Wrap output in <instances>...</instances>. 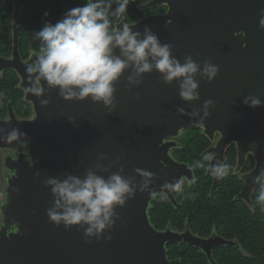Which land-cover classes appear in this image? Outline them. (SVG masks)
<instances>
[{"label": "water", "instance_id": "water-1", "mask_svg": "<svg viewBox=\"0 0 264 264\" xmlns=\"http://www.w3.org/2000/svg\"><path fill=\"white\" fill-rule=\"evenodd\" d=\"M156 4L166 6V14L143 20L132 30L143 36L148 26L162 44L172 45V55L181 63L186 55L201 64L210 59L219 67L218 76L209 84L197 75L200 98L186 102L179 96L178 82L165 84L155 70L129 89V69L116 85L117 104L111 111L90 98L64 101L58 90H48L46 85L43 98L50 100L46 107L24 93L25 102L32 106L31 119L18 120L10 109L8 120H0L6 132L15 126L28 137L26 147L14 145L20 153L16 161L3 160L9 177L0 200V264H174L167 258L166 244L183 239L188 245L198 243L151 226L152 198L139 191L143 178L135 169L153 173L149 189L157 193L165 181L192 180V171L168 154L173 146L168 140L188 129L200 130L210 142L218 136L215 146L203 155L216 153L224 163L227 148L235 145L238 168L248 155L253 157L255 166L242 178L245 187L239 195L248 201L257 185L254 180L264 169V106L253 110L243 104L249 95L264 101V31L259 28L264 0H157ZM14 34L12 59L0 58V64L17 73L24 89L25 67L35 57L25 64L20 61ZM115 54L119 55L118 49ZM209 99L214 106L204 118V102ZM194 111L199 115L192 116ZM199 119H204V127L192 126ZM6 150V145H0V151ZM24 150L30 162L24 160ZM89 169L105 179L119 173L136 186L135 197L116 209L120 219L105 233L111 240L86 243L83 229L57 228L46 214L53 196L45 180L69 175L83 179ZM213 179L216 189L219 180ZM167 199L175 204L172 193Z\"/></svg>", "mask_w": 264, "mask_h": 264}, {"label": "clouds", "instance_id": "clouds-1", "mask_svg": "<svg viewBox=\"0 0 264 264\" xmlns=\"http://www.w3.org/2000/svg\"><path fill=\"white\" fill-rule=\"evenodd\" d=\"M133 2L86 0L83 5L68 9L56 23L45 22L41 30L32 33L33 39L39 41V51L33 62L25 67L27 86L24 93L36 97L39 105L46 107L50 103L49 99L43 98L46 85L48 90H58L64 101L83 102L90 98L93 103L102 102L111 111L117 104L116 85L130 69L131 74L127 77L129 89L138 86L144 74L155 70L165 84L178 82L182 100H199L196 76L211 84L219 74L218 65L210 59H204L201 64L191 55H186L181 63L172 55V45L162 44L148 26L144 27L143 36L139 31H133V27L124 22L129 4ZM48 15L44 13L45 18ZM259 28L264 31V8L260 9ZM117 49L119 55L115 54ZM134 99L139 100V95ZM243 104L254 110L264 106V101L249 95L243 99ZM213 106L210 99L204 102V118L209 116L208 109ZM178 112L184 114L183 109ZM191 115L198 116L199 111ZM192 126L204 127V119L194 120ZM5 132L6 129L0 127V145H6L14 159L17 152L14 145L26 147L27 133L15 126ZM214 160L215 163H210ZM189 167L205 169L217 180L230 174V166L222 163L216 153H206L202 160ZM135 172L143 178L139 191L147 192L152 199L159 196L166 200L169 193L184 190L185 180L181 177L173 182L165 181L157 193L149 189L152 172L140 168ZM44 183L50 187L53 196V206L46 210L49 222L57 228L63 226L66 231L83 229L86 243L99 242L102 238L111 240V235L105 233H110L120 219L117 207H124L136 194L132 179L119 173L105 179L91 169L83 179L72 175L63 180L49 177ZM190 183H195L194 177ZM254 183L260 185L256 204L264 206V169L260 170ZM186 198L194 199L195 194L189 193Z\"/></svg>", "mask_w": 264, "mask_h": 264}, {"label": "flooded vegetation", "instance_id": "flooded-vegetation-1", "mask_svg": "<svg viewBox=\"0 0 264 264\" xmlns=\"http://www.w3.org/2000/svg\"><path fill=\"white\" fill-rule=\"evenodd\" d=\"M60 1L62 2L60 19L69 9L67 7L69 4L68 1H72V5H74V7L81 6L86 3V0ZM156 3L157 0H134L133 3L129 4L127 17L124 22L128 23L129 26L132 27L143 20L165 15L168 8L166 6L157 5ZM113 7H115V5H113ZM12 24L11 52L6 56L0 53V58L7 61L12 59L15 36L14 32L16 31L19 59L23 64H25L34 59L36 52L32 50V45H30V51L26 56H23L22 53H20L17 23L13 20ZM7 72H11L16 75L18 79L17 89L21 90L23 102L29 106L30 114L26 118H19L17 113H15V111L12 109L10 103H8L5 114L0 115V120H8L10 109L18 120H29L32 117V106L26 103L24 100V91L20 87L21 80L13 69L5 68L4 64L1 63L0 78H3ZM184 133L185 131L180 137L168 140L169 143L173 144V146L169 149L168 154L176 163L186 165L188 169L192 171V178L194 177L196 182L197 180L194 174V168L189 167L190 163L188 161L178 160L175 155L177 151H184L186 142L181 141V137L184 135ZM217 139L218 136L216 135L213 142L209 141V146L202 152V156H204L203 153L205 151L215 146ZM22 154L24 156V160L30 162L28 151L24 150L22 151ZM19 155L20 153H16V156L13 159L7 150L4 152L0 151V200L2 199V188L6 183V177H9L8 171L4 170L3 168L4 157H10V159L16 161L19 158ZM224 163L230 166V174L227 177L219 179L216 189H213L214 179L210 174H208L207 171H205V175L208 179L206 187L203 188L192 187V185L195 183H190L191 180L184 178L185 185L183 192L172 193L175 204H172L168 199H166L171 204V206L177 209V213H175L174 216L176 223L170 222L168 220L164 227L159 230L155 229L153 225L151 226L158 232L169 231L177 236H185L192 243H198L197 245H188L183 242L184 239L181 243H173L178 245H187L189 248H191L192 252L190 253V256L193 257V262L195 264H248L247 261L249 259L252 260V264H257L258 251L255 244L256 241L253 236V246L251 245V247L250 241H252V239L249 237V234L246 239L244 238V223L251 221L253 226H256L259 220V209H261V212L264 213L262 206L260 205V207H258L256 204L257 188L259 184L256 185L252 194L249 195L248 201L239 199V195L242 193L245 187V182L242 180V178L254 168L255 162L253 157L248 155L246 157L245 163L238 168L237 149L235 145H231L226 150ZM223 183L226 188L224 191H221V185ZM186 186H189V188ZM189 193L195 194V198H186L188 197ZM158 199L161 201L159 196ZM154 200L155 199H152L149 209L151 208ZM184 201H186L187 204L182 203ZM181 207L183 209L178 210V208ZM186 211L188 213H186ZM168 245L170 244L165 245L166 249ZM244 260H246V262ZM171 262L175 263V261Z\"/></svg>", "mask_w": 264, "mask_h": 264}, {"label": "trees", "instance_id": "trees-1", "mask_svg": "<svg viewBox=\"0 0 264 264\" xmlns=\"http://www.w3.org/2000/svg\"><path fill=\"white\" fill-rule=\"evenodd\" d=\"M68 3L67 7L69 9L74 7L72 1H68ZM61 4L62 2L60 0H0V53L6 56L11 52V30L13 28V20L17 23L18 27L20 53L26 56L30 51V45H32V50L37 53L39 51V41L33 39L32 33L41 30L45 22L56 23L61 16ZM45 12L49 13L46 18L44 16ZM17 84L18 79L14 73L7 72L3 78H0V115L5 114L7 104L10 103L12 109L17 113L19 118H26L29 116L30 108L23 102L22 92L17 89ZM181 141L186 142L184 151H177L175 155L178 160H186L190 165L197 160H202L204 157L202 156V152L209 146V140L200 130L195 129L185 130L184 135L181 137ZM194 174L197 181L192 187H206L208 178L205 175V169L194 168ZM186 187L189 188V186ZM225 188L223 183L221 185V191H224ZM259 188L260 185L257 188V196L259 194ZM182 203L187 204L186 201ZM258 207H260V205H258ZM182 209V207L178 208V210ZM176 211L177 209L171 206L167 200L161 199L160 201L157 196L148 211V218L151 225L159 230L164 227L168 220L176 223L174 219L175 213H177ZM186 213L188 212L186 211ZM248 234L252 239V241H250V246L253 242V236L256 241L255 244L258 251L257 264H264V213L261 212V209H259V220L256 226H253L251 221L244 223L245 239ZM167 249V258L169 261H175L174 264H195L193 262V257L190 256L192 249L187 245L170 244L167 246ZM244 261L246 262V260ZM247 263L252 264V260L249 259Z\"/></svg>", "mask_w": 264, "mask_h": 264}, {"label": "rangeland", "instance_id": "rangeland-1", "mask_svg": "<svg viewBox=\"0 0 264 264\" xmlns=\"http://www.w3.org/2000/svg\"><path fill=\"white\" fill-rule=\"evenodd\" d=\"M2 187V186H1ZM1 190V189H0Z\"/></svg>", "mask_w": 264, "mask_h": 264}]
</instances>
